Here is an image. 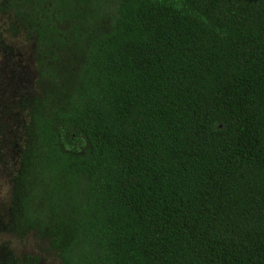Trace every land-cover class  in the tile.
<instances>
[{
    "label": "trees",
    "instance_id": "1",
    "mask_svg": "<svg viewBox=\"0 0 264 264\" xmlns=\"http://www.w3.org/2000/svg\"><path fill=\"white\" fill-rule=\"evenodd\" d=\"M37 91L0 236L61 264H264V0H1ZM0 246V264H40Z\"/></svg>",
    "mask_w": 264,
    "mask_h": 264
},
{
    "label": "rangeland",
    "instance_id": "2",
    "mask_svg": "<svg viewBox=\"0 0 264 264\" xmlns=\"http://www.w3.org/2000/svg\"><path fill=\"white\" fill-rule=\"evenodd\" d=\"M10 24L0 14V221L9 219L13 179L24 147V130L29 122L24 104L37 91L33 45L24 34H12ZM0 246L8 247L18 257L38 256L40 264H61L49 241L35 234L25 239L3 234Z\"/></svg>",
    "mask_w": 264,
    "mask_h": 264
}]
</instances>
